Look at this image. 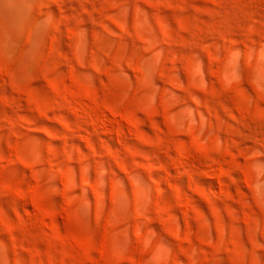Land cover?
<instances>
[{"label":"rangeland","instance_id":"1","mask_svg":"<svg viewBox=\"0 0 264 264\" xmlns=\"http://www.w3.org/2000/svg\"><path fill=\"white\" fill-rule=\"evenodd\" d=\"M0 264H264V0H0Z\"/></svg>","mask_w":264,"mask_h":264}]
</instances>
